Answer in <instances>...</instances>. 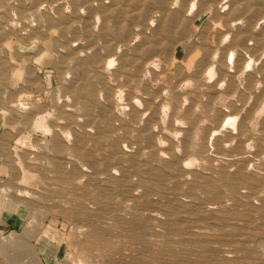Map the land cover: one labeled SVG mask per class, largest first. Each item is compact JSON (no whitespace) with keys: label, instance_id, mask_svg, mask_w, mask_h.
Listing matches in <instances>:
<instances>
[{"label":"rangeland","instance_id":"obj_1","mask_svg":"<svg viewBox=\"0 0 264 264\" xmlns=\"http://www.w3.org/2000/svg\"><path fill=\"white\" fill-rule=\"evenodd\" d=\"M262 17L0 0V264H264Z\"/></svg>","mask_w":264,"mask_h":264},{"label":"bare ground","instance_id":"obj_2","mask_svg":"<svg viewBox=\"0 0 264 264\" xmlns=\"http://www.w3.org/2000/svg\"><path fill=\"white\" fill-rule=\"evenodd\" d=\"M193 6H194V4H193ZM192 8V7H191ZM240 22V21H239ZM249 23V22H248ZM259 23L261 24V23H264V17H262L260 20H259ZM252 27V26H251ZM111 35V34H110ZM242 47V46H241ZM146 52H149V50H147ZM232 57H234L233 56V54L231 53L230 55H229V60H231L232 59ZM213 58H214V56H213ZM232 61V60H231ZM249 64L250 63H247L246 64V68L249 66ZM149 65V64H148ZM251 66V65H250ZM213 68L211 67L209 70H207V75H209V79L210 78H212L213 76L211 75L212 73H213ZM262 70V69H261ZM230 71H232L233 72V70H230ZM256 73V72H255ZM212 76V77H211ZM257 76V75H256ZM257 78V77H256ZM261 79V78H260ZM211 80V79H210ZM208 82H210V81H208ZM260 84V83H259ZM245 87V86H244ZM219 88V87H218ZM252 89V88H251ZM247 99V98H246ZM246 101V100H245ZM137 102V101H136ZM139 103V102H138ZM146 105V104H145ZM156 107V106H155ZM247 107V106H246ZM244 109V108H243ZM158 112V111H157ZM262 112H264V105H263V107L260 109V111H259V113H262ZM141 114V113H140ZM176 123V122H175ZM153 124V123H152ZM148 127V126H147ZM222 129V128H221ZM232 129V128H231ZM150 130V129H149ZM147 131V130H146ZM149 132V131H148ZM242 135V134H241ZM234 137V136H233ZM190 138V137H189ZM151 139H153V138H151ZM138 141V140H137ZM155 143V142H154ZM173 143V142H172ZM149 147H150V145H149ZM156 147V146H155ZM152 149V148H151ZM156 149V148H155ZM140 153V152H139ZM158 153V152H157ZM164 157V156H163ZM157 158V157H156ZM155 158V159H156ZM155 161V160H154ZM156 161H157V159H156ZM179 162V161H178ZM142 166V165H141ZM175 166V165H174ZM177 166V165H176ZM126 169V168H125ZM149 169V168H148ZM156 169V168H155ZM147 170V169H146ZM155 171V170H154ZM157 172V171H156ZM153 173V172H152ZM144 180V179H143ZM145 181V180H144ZM143 181V182H144ZM108 182V181H107ZM125 182V181H124ZM174 182V181H173ZM238 186V185H237ZM256 186V185H255ZM120 187V186H119ZM132 187V186H131ZM253 188V187H252ZM136 193V192H135ZM176 196V195H175ZM249 206V205H248ZM247 208V207H246ZM250 208V207H249ZM256 208V207H255ZM262 212V211H261ZM257 215V214H256ZM259 215V214H258ZM251 217V216H250ZM251 219V218H250ZM253 222V221H252ZM152 252V251H151ZM143 259V258H142ZM147 261V260H146ZM138 263V262H137ZM146 263V262H145Z\"/></svg>","mask_w":264,"mask_h":264},{"label":"crops","instance_id":"obj_3","mask_svg":"<svg viewBox=\"0 0 264 264\" xmlns=\"http://www.w3.org/2000/svg\"><path fill=\"white\" fill-rule=\"evenodd\" d=\"M1 136H2V125L0 124V141H1ZM12 217L11 216H7L4 217L2 219H0V226L2 227H10L13 226L15 221L12 223Z\"/></svg>","mask_w":264,"mask_h":264}]
</instances>
